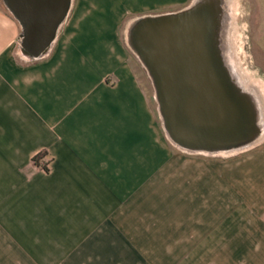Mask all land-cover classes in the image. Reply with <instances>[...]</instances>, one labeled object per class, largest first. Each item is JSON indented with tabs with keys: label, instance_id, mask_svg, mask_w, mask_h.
<instances>
[{
	"label": "crops",
	"instance_id": "0c3cea01",
	"mask_svg": "<svg viewBox=\"0 0 264 264\" xmlns=\"http://www.w3.org/2000/svg\"><path fill=\"white\" fill-rule=\"evenodd\" d=\"M189 2L70 0L36 59L1 2L0 264H264V138L174 152L118 35Z\"/></svg>",
	"mask_w": 264,
	"mask_h": 264
},
{
	"label": "water",
	"instance_id": "95a60500",
	"mask_svg": "<svg viewBox=\"0 0 264 264\" xmlns=\"http://www.w3.org/2000/svg\"><path fill=\"white\" fill-rule=\"evenodd\" d=\"M20 25L18 51L43 56L70 0H1ZM225 0H191L134 17L126 44L148 76L166 138L191 153L244 148L264 134L260 99L238 81L225 54Z\"/></svg>",
	"mask_w": 264,
	"mask_h": 264
},
{
	"label": "rangeland",
	"instance_id": "374dc122",
	"mask_svg": "<svg viewBox=\"0 0 264 264\" xmlns=\"http://www.w3.org/2000/svg\"><path fill=\"white\" fill-rule=\"evenodd\" d=\"M0 4H1V1H0ZM226 16H227V20L225 23L224 41H225V51H226L225 54H226L227 59H229V62L230 61L234 62L231 51L229 50V45H228L229 41H228L227 35H228V29L231 26L235 25L236 32L238 34V37L235 40V43L238 46H240V50L236 51V55L238 56L237 60H238L239 67L241 69H244L251 75H253L255 78H258L264 82V49H263L264 33L262 32V24L264 21V17L262 15V10H261V0H234L233 4L232 2L228 4L227 10H226ZM118 35L120 36L121 39H123L126 42V30L124 33L119 32ZM141 68H142L141 70L143 74L146 76V79H145L146 88L150 94V97L152 96L153 98V89H152L150 80L148 76L146 75L144 68L143 67ZM157 116H158V113H157ZM263 119H264V116H263ZM158 124L161 127V121L159 119V116H158ZM172 148L174 152L176 153H184V154L191 153V152L181 150L174 145L172 146Z\"/></svg>",
	"mask_w": 264,
	"mask_h": 264
},
{
	"label": "bare ground",
	"instance_id": "6f19581e",
	"mask_svg": "<svg viewBox=\"0 0 264 264\" xmlns=\"http://www.w3.org/2000/svg\"><path fill=\"white\" fill-rule=\"evenodd\" d=\"M233 1L234 0H225V10H227L228 4L230 2H232V4H233ZM237 37H238V34L236 32L235 25L234 26H231L228 29L227 38H228V41H229V44H228L229 45V50L231 51V54H232V57H233V60H234L235 63L233 61L232 62L231 61L229 62V59H227V62L231 66V68H232L234 74L236 75L238 81L240 82V84L244 88H246V89H248V90H250L252 92H255L256 96L260 99L261 107H262V113H261V115L264 116V82L262 80L258 79V78H255L253 75H251L250 73H248L247 71H245L244 69H241L239 67L238 60H237V57L238 56L236 55V51L237 50L238 51L240 50V46H238L235 43V40L237 39ZM224 38H225V36H224ZM225 53H226V51H225ZM228 58H229V56H228ZM263 116H262V119H263ZM262 138H264V134L259 139H257V141L261 140Z\"/></svg>",
	"mask_w": 264,
	"mask_h": 264
},
{
	"label": "trees",
	"instance_id": "16d2710c",
	"mask_svg": "<svg viewBox=\"0 0 264 264\" xmlns=\"http://www.w3.org/2000/svg\"><path fill=\"white\" fill-rule=\"evenodd\" d=\"M40 158H41V154H38L36 156H34L33 158V162L42 166V167H45L43 163H41L42 161H40Z\"/></svg>",
	"mask_w": 264,
	"mask_h": 264
}]
</instances>
